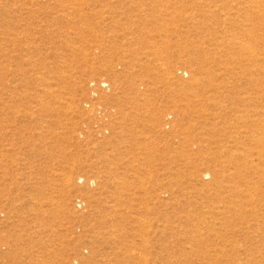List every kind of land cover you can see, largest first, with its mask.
I'll list each match as a JSON object with an SVG mask.
<instances>
[{"label":"rangeland","instance_id":"1","mask_svg":"<svg viewBox=\"0 0 264 264\" xmlns=\"http://www.w3.org/2000/svg\"><path fill=\"white\" fill-rule=\"evenodd\" d=\"M0 264H264V0H0Z\"/></svg>","mask_w":264,"mask_h":264}]
</instances>
